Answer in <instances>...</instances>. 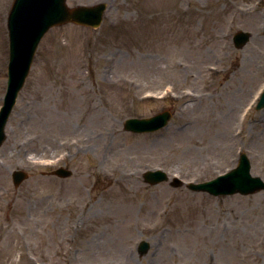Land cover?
<instances>
[{
    "label": "rangeland",
    "instance_id": "1",
    "mask_svg": "<svg viewBox=\"0 0 264 264\" xmlns=\"http://www.w3.org/2000/svg\"><path fill=\"white\" fill-rule=\"evenodd\" d=\"M11 2L0 0V106ZM100 2L98 28L42 37L5 127L0 264H264V187L171 185L211 180L239 153L264 182V0H65ZM238 31L249 34L240 48ZM164 110V128L123 129ZM157 168L167 180L144 182Z\"/></svg>",
    "mask_w": 264,
    "mask_h": 264
},
{
    "label": "water",
    "instance_id": "2",
    "mask_svg": "<svg viewBox=\"0 0 264 264\" xmlns=\"http://www.w3.org/2000/svg\"><path fill=\"white\" fill-rule=\"evenodd\" d=\"M65 0H15L8 16V36H9V64H8V88L4 102L5 115L13 102L18 89L28 72L30 63L33 58L36 46L44 32L54 24L72 22L85 26L96 27L101 21V14L104 10V4L93 6H78L74 8L66 7ZM248 33H238L233 41L234 45L239 48L248 39ZM264 104V92L257 107ZM5 117V116H4ZM159 121L146 122V125H137V122L129 120L127 125H137V127H148L157 125ZM2 122L0 123V125ZM240 167L243 170L237 175L225 176L222 178L223 184L220 186L216 180L207 184L189 185L194 190H208L212 193L226 192H243L251 193L262 187L264 184L260 179H252L248 175L249 165L245 158H242ZM58 176L65 177L70 174L68 171L57 170L54 172ZM234 173V172H232ZM237 173V171L235 172ZM25 175L17 173L14 176L15 185L18 184ZM144 179L149 183H156L164 180L165 177L160 173L145 174ZM247 183L245 184V182ZM172 185L177 186L175 180ZM141 249V248H140Z\"/></svg>",
    "mask_w": 264,
    "mask_h": 264
},
{
    "label": "bare ground",
    "instance_id": "3",
    "mask_svg": "<svg viewBox=\"0 0 264 264\" xmlns=\"http://www.w3.org/2000/svg\"><path fill=\"white\" fill-rule=\"evenodd\" d=\"M223 134H224L223 137H225L226 136V133L224 132Z\"/></svg>",
    "mask_w": 264,
    "mask_h": 264
}]
</instances>
